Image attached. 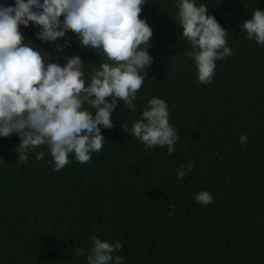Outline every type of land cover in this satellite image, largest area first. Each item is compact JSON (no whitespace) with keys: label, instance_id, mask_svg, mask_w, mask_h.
Segmentation results:
<instances>
[{"label":"trees","instance_id":"1","mask_svg":"<svg viewBox=\"0 0 264 264\" xmlns=\"http://www.w3.org/2000/svg\"><path fill=\"white\" fill-rule=\"evenodd\" d=\"M178 2L143 5L141 18L153 30V63L135 111L118 102L114 127L101 126L105 143L89 163L70 154V163L55 171L46 146L18 161V135L0 137V264H87L93 236L119 241L114 255L122 264H264V45L248 40L240 27L253 10H264V0H195L226 30L232 50L215 62L207 85L185 55L191 46L181 34ZM20 31L45 63L63 66L64 56L79 55L86 85L89 73L108 62L82 48L72 32L64 38L70 46L58 52L36 38L37 26ZM153 97L166 102L178 134L171 155L167 146L145 148L121 127L131 128ZM40 152L43 159L36 158ZM189 164L191 172L177 179ZM201 191L213 202L198 204ZM81 249L84 255H77Z\"/></svg>","mask_w":264,"mask_h":264},{"label":"clouds","instance_id":"2","mask_svg":"<svg viewBox=\"0 0 264 264\" xmlns=\"http://www.w3.org/2000/svg\"><path fill=\"white\" fill-rule=\"evenodd\" d=\"M145 3L15 0L14 5H0V137L18 135V161H26L30 150L46 146L55 171L70 163V154L77 162L87 164L104 146L101 126L114 127L111 115L118 102L135 111L134 100L144 84L146 69L153 63L148 51L153 30L146 18H141ZM176 7L181 34L191 46L185 49V55L192 58L199 83L210 84L215 62L232 55L227 32L205 4L179 0ZM251 16L241 30L248 40L264 45V10L255 9ZM30 25L39 28L35 33L38 40L52 42L58 52L70 46V40L64 38L72 32L82 48L95 50L108 62L89 73L86 85L85 64L79 55L64 56L63 66L54 61L45 63L38 50L24 43L20 27ZM60 39H64L63 44L56 43ZM121 127L145 148L167 146L170 155L175 151L178 134L169 123L163 99L151 98L131 128L126 123ZM239 139L246 144L248 137ZM43 156L40 152L36 158ZM191 170V164L179 169L177 179ZM195 199L207 206L214 198L201 191ZM91 241L87 264H122L123 257L114 255L121 250L119 241L112 244L95 236ZM77 255H84V251L78 250Z\"/></svg>","mask_w":264,"mask_h":264}]
</instances>
